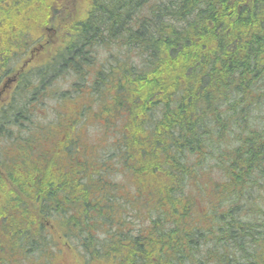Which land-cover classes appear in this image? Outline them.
I'll use <instances>...</instances> for the list:
<instances>
[{
    "label": "trees",
    "instance_id": "16d2710c",
    "mask_svg": "<svg viewBox=\"0 0 264 264\" xmlns=\"http://www.w3.org/2000/svg\"><path fill=\"white\" fill-rule=\"evenodd\" d=\"M2 83L0 264H264V0H0Z\"/></svg>",
    "mask_w": 264,
    "mask_h": 264
},
{
    "label": "rangeland",
    "instance_id": "374dc122",
    "mask_svg": "<svg viewBox=\"0 0 264 264\" xmlns=\"http://www.w3.org/2000/svg\"><path fill=\"white\" fill-rule=\"evenodd\" d=\"M52 34H54V32L52 33ZM44 38L45 39H47V40H49V38H47L46 36H44ZM128 50V48H126L124 51L123 50H121L119 47H117L116 45H112L111 47H109V49H102V48H98V49H95V51H94V57H95V60H96V62H98V63H100V62H103V61H105L106 63H108V64H111L112 63V61L115 59V58H125V59H127L128 57H132V56H134V54L132 53V52H128L127 51ZM104 54H105V56H104ZM112 54V55H111ZM110 56H113V58L111 59L110 58ZM135 63L137 64V61L135 60ZM31 67H33V66H30L29 68H31ZM28 68V69H29ZM74 80V78H71V77H69V79H65V75H61V77H59L58 79H56V80H54V81H51L52 82V85H58V87H57V94L60 92V93H62V92H64V91H68L69 89H72V81ZM71 83V84H70ZM51 85V86H52ZM54 87V86H53ZM79 91H83V90H81V88H80V90ZM85 93H86V91H84ZM71 96H68L67 98L69 99ZM91 99H93L92 97H91ZM59 101V100H58ZM60 102V101H59ZM96 103V104H95ZM95 103H93V105H94V107L95 106H97L98 104H97V102L95 101ZM56 105V102L52 99V100H50V102H49V104H48V106L51 108V107H53V106H55ZM69 108L70 107H68V111H69ZM50 117V116H49ZM54 117H52L51 119H53ZM94 130H92L91 131V136H92V134H94V133H96V132H93ZM107 138V137H106ZM106 140V139H105ZM98 147H100V146H98ZM118 177H120V176H117V179H118ZM126 176H124V175H122V177L120 178L121 179V181L123 182V179L125 178ZM145 216V215H144ZM146 218H147V216H145ZM59 250H60V246L59 247H57V249H56V251L57 252H59ZM4 253V252H3ZM5 254V253H4ZM36 256V254L35 253H31L30 255H29V257H35ZM11 258H17V256L16 255H14V256H12ZM28 258V257H27ZM26 258V259H27ZM9 264V263H8ZM17 264H19V263H17Z\"/></svg>",
    "mask_w": 264,
    "mask_h": 264
},
{
    "label": "flooded vegetation",
    "instance_id": "af4514ba",
    "mask_svg": "<svg viewBox=\"0 0 264 264\" xmlns=\"http://www.w3.org/2000/svg\"><path fill=\"white\" fill-rule=\"evenodd\" d=\"M69 18H72V17H69ZM51 24L53 25L54 23H51ZM51 24H50V25H51ZM50 25H48V26H46V27H51V28H53V26H52V25L50 26ZM53 29H54V28H53ZM54 32H55V39H54V38L50 39V42H54L55 40H57L56 30H55V29H54ZM46 42H47V41H46ZM55 42H56V41H55ZM56 43H57V42H56ZM47 44H48V43H47ZM39 45H43V42L40 43ZM42 50H43V47L40 48V46L35 47V48H33V49L31 50L30 55L33 54V53H34V54L31 55V56H29V57H30V58H29V62L24 64L26 69H28L27 67L37 65L38 62L41 61V60L43 59V55H44V54H42ZM43 52H45V50H44ZM6 86H8V85H4V83H2V86L0 87V97H1V94L3 93V90L6 89Z\"/></svg>",
    "mask_w": 264,
    "mask_h": 264
},
{
    "label": "bare ground",
    "instance_id": "6f19581e",
    "mask_svg": "<svg viewBox=\"0 0 264 264\" xmlns=\"http://www.w3.org/2000/svg\"><path fill=\"white\" fill-rule=\"evenodd\" d=\"M104 56H105V54H104ZM71 84V83H70Z\"/></svg>",
    "mask_w": 264,
    "mask_h": 264
}]
</instances>
